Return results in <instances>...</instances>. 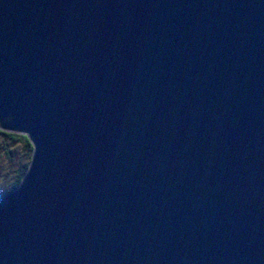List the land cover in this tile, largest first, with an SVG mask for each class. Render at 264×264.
Segmentation results:
<instances>
[{
	"label": "water",
	"instance_id": "95a60500",
	"mask_svg": "<svg viewBox=\"0 0 264 264\" xmlns=\"http://www.w3.org/2000/svg\"><path fill=\"white\" fill-rule=\"evenodd\" d=\"M0 264H264V0H0Z\"/></svg>",
	"mask_w": 264,
	"mask_h": 264
},
{
	"label": "rangeland",
	"instance_id": "374dc122",
	"mask_svg": "<svg viewBox=\"0 0 264 264\" xmlns=\"http://www.w3.org/2000/svg\"><path fill=\"white\" fill-rule=\"evenodd\" d=\"M23 154L24 148L20 141L0 134V195L9 188L7 180L13 176L14 169L22 164Z\"/></svg>",
	"mask_w": 264,
	"mask_h": 264
},
{
	"label": "trees",
	"instance_id": "16d2710c",
	"mask_svg": "<svg viewBox=\"0 0 264 264\" xmlns=\"http://www.w3.org/2000/svg\"><path fill=\"white\" fill-rule=\"evenodd\" d=\"M0 134L5 136V137H8L11 140L20 141L23 145V148H24L22 164L14 169L13 176H11L10 179L7 180V184L9 185V188L6 190V192H7L10 189H12L13 187H15L20 182V179H21L24 171L26 170V168L28 166V162L30 160L32 148H31L30 141L28 140L27 136H25V135H22L19 133L6 132V131H2V130H0ZM8 157L10 158L9 152H8ZM6 192H4V193H6ZM4 193H2V195Z\"/></svg>",
	"mask_w": 264,
	"mask_h": 264
}]
</instances>
